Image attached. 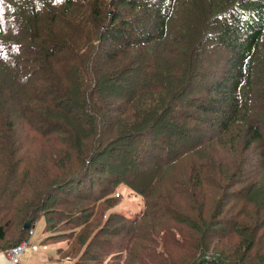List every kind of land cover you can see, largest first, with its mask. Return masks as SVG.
I'll use <instances>...</instances> for the list:
<instances>
[{"label": "trees", "instance_id": "1", "mask_svg": "<svg viewBox=\"0 0 264 264\" xmlns=\"http://www.w3.org/2000/svg\"><path fill=\"white\" fill-rule=\"evenodd\" d=\"M22 127L72 142L71 159L54 166L58 177L37 176L35 194L54 182L93 202L123 183L146 198V240L159 217L180 224L186 251L168 264H264V0H0V245L9 249L49 203L43 191L16 198L29 174L14 158ZM179 166L171 188L186 208L151 203L153 184ZM13 214L21 225L8 240ZM118 222L122 234L128 222ZM130 224L132 239L140 223ZM214 236L223 247L209 255ZM226 237L236 238L228 249ZM164 254L146 252L154 264Z\"/></svg>", "mask_w": 264, "mask_h": 264}, {"label": "rangeland", "instance_id": "2", "mask_svg": "<svg viewBox=\"0 0 264 264\" xmlns=\"http://www.w3.org/2000/svg\"><path fill=\"white\" fill-rule=\"evenodd\" d=\"M213 64L215 68L216 61H213ZM58 117L64 120L68 119L62 116ZM22 128L18 132L20 144L14 151V158L24 162L20 166L29 169V174L26 181L17 186L19 194L16 198L19 197L22 202L30 201L31 198L39 196L43 191L44 196H42V199H46L49 203L46 204L47 208L43 209L45 212L42 211L43 213L32 222L27 233L22 236L19 244L25 243L26 246L20 256L19 264H154L153 256L146 255L149 250H156L159 253L165 251L169 257H161V262L164 264H168L169 260L178 262L182 252L186 250H181L180 245L177 244L180 239L177 230H181V226L174 220L173 214H170V217H164V215L158 218L162 223L160 222L157 225L155 232L151 234L150 240L145 239L146 233L144 234V232L145 227L151 222H147L144 227V220L139 222L140 226H137L133 238H127L129 236L128 229L131 228L130 222L135 221L139 224L138 220L145 209L144 200L146 198L126 184L121 183L116 187H110L111 191L106 196V199L109 198V200L101 197L94 199L93 202L81 203V201H77V190L70 191L68 187H61L56 190L55 187H53L54 189L51 188L50 184L54 182H49L44 189L43 185H40L35 194L34 187L37 185V180H39L37 176L41 180L50 177L56 178L58 175L55 174L56 168L54 166L65 164L71 159L72 151L68 148H70L72 142L68 137L62 142L55 138L38 139L37 134L30 131L29 128ZM62 150L63 153L60 154ZM52 160H56L55 163L52 164ZM23 167L18 170L20 174L23 173ZM3 168L7 169V165L0 166V169ZM184 170V166L174 167L171 170L170 177H164L160 182L153 184L152 190L148 194V200L161 206H164V203L167 205L172 204L175 207L174 210L180 209L182 211V209H185L182 197L174 193V189L171 188L174 183L172 181H175L174 178L177 179ZM41 171H46L48 176L42 178ZM15 175L16 173H13V177L7 184L16 185L19 182ZM5 183L4 177L0 178V186ZM212 191V189L207 190L206 199L211 196ZM46 192L50 197H45L47 196L45 195ZM85 192L87 191L83 189V193ZM96 192L97 189L94 188L89 195L92 196ZM29 193L33 196L25 197ZM54 201L57 204H55V211H52L53 209H50L49 206ZM53 207L54 205L51 208ZM213 207L214 204H208V208H211V210ZM82 208H85V210L83 211ZM121 217L128 222L122 232L125 235V241L122 234H120L122 226L118 221ZM6 220L10 222V233L7 235V239L15 240L12 232H16L20 228L21 219L13 214L6 217ZM153 220L156 221L155 218L151 217V221ZM117 232L118 237L115 235ZM137 233H139V236L135 237ZM164 239L165 242H163ZM224 240L222 243L228 249L229 244H234L236 238L232 240L230 237H226ZM192 243L196 244L195 241H191ZM188 244H190L189 241ZM210 245L209 255L223 247L217 242L215 236L210 239ZM106 246H118L117 249L115 247L112 250L117 252L116 256L112 257V255L103 253V251L106 252ZM125 246H129L128 253L123 250ZM143 246H149V248L143 250ZM10 249L8 246L3 247L0 245V264H11V260L7 256ZM258 250L264 253V246L263 250L261 247Z\"/></svg>", "mask_w": 264, "mask_h": 264}, {"label": "built area", "instance_id": "3", "mask_svg": "<svg viewBox=\"0 0 264 264\" xmlns=\"http://www.w3.org/2000/svg\"><path fill=\"white\" fill-rule=\"evenodd\" d=\"M30 233H32V231H30ZM25 246H26L25 243H22V245L18 244L15 247H12L7 252V256L11 260L10 261L11 264H18L19 263L20 256H21Z\"/></svg>", "mask_w": 264, "mask_h": 264}]
</instances>
